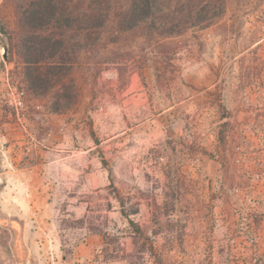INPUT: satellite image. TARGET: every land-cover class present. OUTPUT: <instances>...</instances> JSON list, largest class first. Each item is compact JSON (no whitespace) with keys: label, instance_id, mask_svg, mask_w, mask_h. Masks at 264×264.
Returning a JSON list of instances; mask_svg holds the SVG:
<instances>
[{"label":"rangeland","instance_id":"374dc122","mask_svg":"<svg viewBox=\"0 0 264 264\" xmlns=\"http://www.w3.org/2000/svg\"><path fill=\"white\" fill-rule=\"evenodd\" d=\"M216 1L83 51L55 111L0 0V264H264V0Z\"/></svg>","mask_w":264,"mask_h":264},{"label":"trees","instance_id":"16d2710c","mask_svg":"<svg viewBox=\"0 0 264 264\" xmlns=\"http://www.w3.org/2000/svg\"><path fill=\"white\" fill-rule=\"evenodd\" d=\"M203 1L14 0L19 11L15 46L29 92L42 96L53 91L55 111L71 107L76 96L72 74L83 51L105 49L116 43L117 33L142 26L169 37L212 24L223 8L216 0ZM62 100L68 104L62 106Z\"/></svg>","mask_w":264,"mask_h":264},{"label":"water","instance_id":"95a60500","mask_svg":"<svg viewBox=\"0 0 264 264\" xmlns=\"http://www.w3.org/2000/svg\"><path fill=\"white\" fill-rule=\"evenodd\" d=\"M6 47H7V46L5 45V49H6ZM0 162H1V158H0ZM0 170H2L1 166H0Z\"/></svg>","mask_w":264,"mask_h":264},{"label":"crops","instance_id":"0c3cea01","mask_svg":"<svg viewBox=\"0 0 264 264\" xmlns=\"http://www.w3.org/2000/svg\"><path fill=\"white\" fill-rule=\"evenodd\" d=\"M12 222V221H11ZM21 239L23 240V236H21Z\"/></svg>","mask_w":264,"mask_h":264}]
</instances>
